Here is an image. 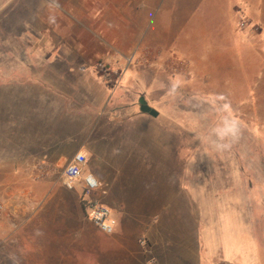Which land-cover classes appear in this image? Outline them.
<instances>
[{"label": "crops", "instance_id": "1", "mask_svg": "<svg viewBox=\"0 0 264 264\" xmlns=\"http://www.w3.org/2000/svg\"><path fill=\"white\" fill-rule=\"evenodd\" d=\"M24 1L32 8V0ZM137 1L133 12L130 0H42L45 45H0V183L7 205L0 264H210L207 247L218 241L233 246L226 264H264V156L251 161L248 206L240 187L241 141L227 144L233 158L213 165L220 180L229 169L237 189L210 187L212 165L203 158L199 171L209 182L192 169L188 191L178 194L172 164L163 159L171 132L156 126L162 114L177 116L178 108L149 104L162 97L177 103L181 80L191 101L202 98L209 111L221 103L237 131L243 124L249 129V148L264 149V0H209L201 47L190 43L189 24L163 20L171 8L149 35L157 46H141L146 20L138 5L143 0ZM21 2L0 0V31L3 12ZM131 20L137 31L127 28ZM100 65L120 74L113 87ZM167 86L169 94L161 91ZM190 130L204 134L205 125ZM77 153L87 160L83 175L100 183L91 200L117 219L113 235L85 217L80 185L51 189L46 177L49 189H33V169L64 168ZM205 195L215 205L232 196L233 204L215 210L232 222L195 217L205 210L199 208Z\"/></svg>", "mask_w": 264, "mask_h": 264}, {"label": "rangeland", "instance_id": "2", "mask_svg": "<svg viewBox=\"0 0 264 264\" xmlns=\"http://www.w3.org/2000/svg\"><path fill=\"white\" fill-rule=\"evenodd\" d=\"M137 0H130V10L134 12L137 9ZM145 2L147 4L145 5ZM24 3V4H23ZM29 3V1H28ZM211 4L209 0H143L139 5L143 7L145 12V20L141 34L145 38L143 39L141 46H157V39L149 37L155 30H158L159 21L161 22V16L167 11V8H171L173 12L165 13L166 16L163 20L171 21L173 25L181 24H189L191 27L190 34V43L197 44L201 47L202 45V37H201V28H202V20L205 17L206 7ZM32 8L29 6H25V1L22 0L21 5L18 6L12 5L8 6L6 10L3 12L2 18V29L0 31V45L1 46H25V45H34L40 46L45 45V17L48 14L45 13V2L42 0H32ZM55 24L56 22L51 21V23ZM113 24V23H112ZM116 26V23H114ZM158 26V27H157ZM130 31H137L139 26L136 22L131 20L129 22ZM180 30L179 27L175 28ZM193 39V40H192ZM52 42V41H51ZM100 69V74L104 77L103 79L107 82V84L111 87L114 86L116 80L120 77V74H110L109 67L103 66ZM109 75V76H108ZM178 83V93H177V103L169 102V99H163L160 103L157 101V96L159 93H154L156 98V103L151 102L149 104H155L157 108L160 106H177L178 115L177 116H164L160 117L156 126L161 127L166 132H171V134L167 135L166 140L170 143L168 149L164 153L163 159L166 163L172 164L171 173L176 177V184L172 181V190L175 188L180 193H185L188 191V187L186 184V177L190 175L191 170H195V168H201L202 159L205 161L209 159L211 161V176L213 177V184L210 185L213 189L223 190V188H234V184H236V189L238 186V181L233 183V180H228L229 169H227L226 179L220 180L219 177L214 175L213 165L216 163L223 162L224 159L233 158L234 149L231 145H227L229 143L241 141L242 145V179H241V195H242V205H249V186L253 183L250 182V173L253 171L256 166L251 165V161H255L256 157H262L264 155V149H250V142L253 141L252 136L249 133V129L246 125H242V132L237 131V124L235 125V129L233 130V119L228 117L227 115L223 116L222 114V105L221 103L215 104L213 103L210 111L206 108L205 104L201 101L200 97L193 98L198 99L194 100L189 98L190 91L182 84L181 80L177 79ZM116 90H111L110 94L113 96L116 95ZM167 91L169 94V88L164 87L161 91ZM155 90L153 92H157ZM153 96V95H152ZM159 98V97H158ZM174 98V97H173ZM165 100V101H164ZM148 102V101H147ZM215 104V106H214ZM232 106V104H231ZM168 108V107H167ZM167 108H165L167 110ZM189 109H193L196 111L194 114L192 111H188ZM203 111H206L209 114V117L203 118ZM205 125V133L202 134L200 131L198 133H192L191 128L200 127L201 124ZM189 129V130H188ZM241 132V133H240ZM239 139V140H238ZM226 143L227 147L221 148V145ZM199 145V148H197ZM175 152H177V157H175ZM177 163H176V162ZM175 163V165H174ZM214 163V164H212ZM35 168V167H34ZM228 168V167H227ZM63 167L57 166H45V167H36L33 169L34 174L44 173L48 174V177L53 180L50 184L49 188L51 189H62L64 186V180L62 178ZM176 169V171H175ZM206 166L204 167V171H206ZM175 171V173H174ZM202 170H200V174ZM207 174L204 175L203 181L209 182L207 179ZM45 178L38 179L31 183L33 185V189H39L40 191H45ZM205 182V184H206ZM209 187V184L206 185L205 190ZM3 193V188L0 183V197ZM24 192L20 194L23 199ZM233 197L226 196L225 198L218 199L216 205L212 200H210L207 195L202 199L199 208H204L203 213L195 214L194 216L197 218H204L203 221H207L208 223H227L232 222L229 219L228 215L216 214L215 210L222 208L219 206L220 204L228 205L233 204ZM21 202V201H20ZM209 202L210 205H209ZM37 204V203H35ZM218 205V206H217ZM81 206V205H80ZM206 222V223H207ZM223 238V237H220ZM216 239V238H215ZM220 245L224 244V242L218 241ZM142 244L145 243L142 241ZM218 246L214 244H210L209 249V262L210 264H226L228 262V257L233 254V246H228L226 243L223 246Z\"/></svg>", "mask_w": 264, "mask_h": 264}, {"label": "built area", "instance_id": "3", "mask_svg": "<svg viewBox=\"0 0 264 264\" xmlns=\"http://www.w3.org/2000/svg\"><path fill=\"white\" fill-rule=\"evenodd\" d=\"M103 69V66L100 65ZM87 160L85 155L77 153L71 161L64 167L62 178L64 186L68 190H74L80 185L82 192L80 205L85 217L103 234L113 235L117 228V219L112 211L99 202L91 200V196L100 188V183L92 175H83V168ZM48 177L45 172L37 174V179ZM7 205L0 197V218L6 215Z\"/></svg>", "mask_w": 264, "mask_h": 264}, {"label": "trees", "instance_id": "4", "mask_svg": "<svg viewBox=\"0 0 264 264\" xmlns=\"http://www.w3.org/2000/svg\"><path fill=\"white\" fill-rule=\"evenodd\" d=\"M147 112H149L151 115L155 116V112L152 109L146 108Z\"/></svg>", "mask_w": 264, "mask_h": 264}, {"label": "clouds", "instance_id": "5", "mask_svg": "<svg viewBox=\"0 0 264 264\" xmlns=\"http://www.w3.org/2000/svg\"><path fill=\"white\" fill-rule=\"evenodd\" d=\"M235 129V124L233 122V130ZM221 147H227V145H221Z\"/></svg>", "mask_w": 264, "mask_h": 264}]
</instances>
